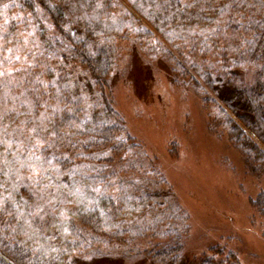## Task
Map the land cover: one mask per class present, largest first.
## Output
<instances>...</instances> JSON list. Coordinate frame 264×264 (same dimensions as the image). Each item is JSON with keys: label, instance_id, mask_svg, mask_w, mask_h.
I'll return each mask as SVG.
<instances>
[{"label": "trees", "instance_id": "obj_1", "mask_svg": "<svg viewBox=\"0 0 264 264\" xmlns=\"http://www.w3.org/2000/svg\"><path fill=\"white\" fill-rule=\"evenodd\" d=\"M123 44L264 171V0H0V264H185L188 216L111 95Z\"/></svg>", "mask_w": 264, "mask_h": 264}, {"label": "rangeland", "instance_id": "obj_2", "mask_svg": "<svg viewBox=\"0 0 264 264\" xmlns=\"http://www.w3.org/2000/svg\"><path fill=\"white\" fill-rule=\"evenodd\" d=\"M122 45L112 97L129 133L154 159L188 216L183 263L218 246L241 264H264V217L249 203L264 190L225 135L209 132L200 98L170 81L167 66ZM84 264H148L115 254Z\"/></svg>", "mask_w": 264, "mask_h": 264}]
</instances>
